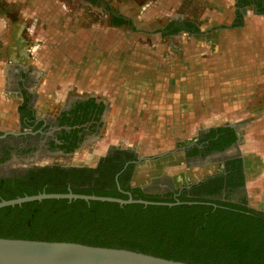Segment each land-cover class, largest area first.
<instances>
[{"label": "rangeland", "instance_id": "rangeland-1", "mask_svg": "<svg viewBox=\"0 0 264 264\" xmlns=\"http://www.w3.org/2000/svg\"><path fill=\"white\" fill-rule=\"evenodd\" d=\"M91 1L17 0L6 5L16 10L22 22L27 59L40 70L35 80V89L42 92L40 100L45 97V101L51 100V106H57L70 96L92 95L105 103L99 134L76 150L77 155L85 154L84 159L74 160L72 153L67 157L45 155L38 161L93 163L99 140L103 142V153L111 147H121L132 148L139 155L155 154L162 160L146 163L150 170L137 175L133 184L146 185L147 191L158 196L168 185H187L220 169L218 157L222 153L202 162H186L182 147L208 125L233 123L234 119L242 128L234 145L224 153L244 151L249 159L250 93L255 91L252 87L261 85L249 78L250 62L244 52H251L255 40L249 39L246 26V31L237 33L240 49L232 47L237 36L230 21L234 7L245 6V2ZM144 3L150 8L157 6L163 19L181 13L197 28L204 23L203 30L187 32L191 37H182L178 32L160 34L151 26H160L166 20L155 22L154 14L144 11ZM173 4L177 5L174 9ZM205 12L212 14L203 15ZM244 19L242 16L243 23ZM187 72L193 75L187 77ZM234 72L242 74L241 78H234ZM0 85L4 89L3 80ZM4 105L9 106L6 100L0 102L2 116ZM163 162L177 166L175 176L160 171L159 164ZM156 164L157 170L153 168ZM252 177L247 174L243 191L230 193L227 198L264 208V184L259 185L258 193L251 192Z\"/></svg>", "mask_w": 264, "mask_h": 264}, {"label": "trees", "instance_id": "trees-1", "mask_svg": "<svg viewBox=\"0 0 264 264\" xmlns=\"http://www.w3.org/2000/svg\"><path fill=\"white\" fill-rule=\"evenodd\" d=\"M256 1L261 6V1ZM176 22H167L161 30L162 34H173L180 29L187 32L198 30L190 20ZM94 102V97L87 100L89 104ZM218 129H226L227 132H224L225 138L218 136L217 140L210 141L213 143L212 149H222L235 138L232 128ZM215 131L211 129L206 137H213L218 130ZM76 146L73 144L66 150L71 151ZM235 160L238 159L231 161ZM57 168L45 166L42 169L56 171L42 178L30 175L29 181L17 178L14 185H1L0 199L41 191L66 192L68 182L71 190L77 193L127 198L125 191L129 190L133 198L174 201L171 198L147 196L138 187H121L119 190L116 187L78 186L77 181L84 176L82 172L76 174L80 168H71L76 175L69 177L60 175ZM89 177L88 174L85 180ZM206 195L203 191H194L190 196L179 197L178 200L183 203L171 206L141 203L119 205L111 201H85L79 198L26 201L0 207V236L124 247L193 264H264V211L255 212L244 204L210 199Z\"/></svg>", "mask_w": 264, "mask_h": 264}, {"label": "flooded vegetation", "instance_id": "flooded-vegetation-1", "mask_svg": "<svg viewBox=\"0 0 264 264\" xmlns=\"http://www.w3.org/2000/svg\"><path fill=\"white\" fill-rule=\"evenodd\" d=\"M251 3L259 10H264L262 9L264 4L259 6L256 0H250L245 5ZM179 22L181 21L176 23ZM21 47H23L21 49L23 54L19 57V61L14 63V69L7 81L12 91V100L6 101L9 106L6 108L4 105L2 111L4 116L0 115V186L3 184L14 185L17 178L29 181L30 175L42 178L47 173L56 171V169L46 171L42 169L43 167L58 166L57 171H60V175L64 177L82 172L84 176L77 181L78 186L107 189L116 187L119 190L121 187L129 189L138 187L150 197L176 200L180 196H190L192 192L200 190L208 194L206 195L207 198L230 201L227 198L230 193L237 194L243 191L244 181L247 177L243 156L238 153L234 155L224 153L226 149L234 145L238 136V131L228 123L209 125L207 128L201 129L194 140L182 147L183 158L186 162H202L205 159L213 158V155L222 153L218 157L220 169L187 185L175 187L168 185L161 190L162 194L158 196L147 191L148 186L146 185L133 184L137 173L136 167L140 161L147 158L151 160L159 158L155 154L145 156L137 154V151L132 148L111 147L106 152L97 154L98 156L93 163L39 162L38 159L45 155L67 157L72 153L75 154L78 148L84 143H88V139L96 138L104 123L105 103L101 98L92 95L70 96L57 106H51V100L45 102L46 105L38 103L39 92L35 89V80L40 74V70L27 59L26 42L22 43ZM89 97H94V104L87 103ZM219 127L232 128L235 138L222 149H212L213 143L210 141L217 140L218 136L225 138L224 132H227L226 129L219 131ZM211 129L218 131H215L213 137H206ZM226 135L228 136V133ZM73 144H77L73 150H66ZM214 144L216 145L215 142ZM195 149L196 151H194ZM190 152L194 153L189 154ZM232 159L238 160L231 161ZM74 167L81 170L75 174L74 170L71 169ZM88 174L91 177L86 181L85 178ZM84 181L86 183H82ZM66 185L67 189H71L68 182ZM125 192L131 194L129 190ZM244 199L242 197V201ZM239 203L255 212L264 211V208H253L246 202Z\"/></svg>", "mask_w": 264, "mask_h": 264}, {"label": "crops", "instance_id": "crops-1", "mask_svg": "<svg viewBox=\"0 0 264 264\" xmlns=\"http://www.w3.org/2000/svg\"><path fill=\"white\" fill-rule=\"evenodd\" d=\"M17 0H0V80H3L4 89H2V85H0V102L3 100H12L11 95V89L8 86V80L10 79V73L14 69L13 65L15 62L19 61V57L23 54L22 52V43L25 39L22 38V22L18 19V14L16 10H12L11 8H7L6 5L12 4V2H16ZM224 1V0H223ZM236 1V0H235ZM261 4L264 3L263 0H260ZM239 4H242V0H237ZM222 6H225V4ZM151 6L147 3H144L143 9L146 12V14H150L151 12L154 14L156 20H175V21H184L185 18H183L181 13H175L176 15H172L169 18L166 17L163 19L161 10L157 9V6L155 8H150ZM173 9L177 7L176 4H173ZM171 7V8H172ZM226 9V8H225ZM229 10V8H227ZM227 10H225L227 12ZM212 14V12H205V14ZM179 14V15H178ZM183 14H187V12H183ZM159 16V17H158ZM242 16H244V23L242 22ZM264 18V10H259L253 3L245 6H236L234 7L233 11L230 15V21L232 22V26L234 27L235 35L238 38L237 33L239 31L244 32V28L246 26L249 27V39L255 40V46L251 50V52H244L247 55V59L250 62V70H249V78L253 79L258 86L261 85L259 88L252 87L255 89L253 93H250L251 100H250V123H249V159L245 157L247 152L242 151L240 153L243 156V162L246 170V174L254 175V177L250 178V191L256 192L260 190L261 184H264V23H262V20ZM227 19V18H226ZM187 20V19H186ZM166 21H164V24L160 26H151V29L158 31L161 34V29L165 25ZM226 21V20H225ZM228 21V20H227ZM226 23V22H225ZM205 24L203 23L200 27L198 25L199 30H203V26ZM186 32V33H185ZM178 33H181L180 35L182 37H191L187 31L184 29H180ZM239 34V33H238ZM241 35V34H240ZM239 35V36H240ZM177 36V34H176ZM235 42H233L232 47H239L241 43V39H236ZM259 41L260 45L258 46ZM256 47H258V50H256ZM240 49V47H239ZM237 54H241L240 50H236ZM235 73V72H234ZM193 75V72H187V77H191ZM177 76V75H176ZM234 78H241L242 74L233 75ZM178 77V76H177ZM261 82H260V81ZM258 81L260 83H258ZM95 88V86H94ZM96 89V88H95ZM252 92V91H251ZM45 96H48V93L43 92ZM42 92L39 93V99L38 103H41L42 105L45 104V97L44 99L40 100ZM50 102V101H48ZM46 105V104H45ZM235 109V108H234ZM235 111V110H234ZM228 123V122H227ZM231 126H233L237 131L242 128V125L239 121L236 119L233 120V123H228ZM213 125V124H212ZM209 126V125H208ZM100 142V143H98ZM97 144V154H101L103 152L101 148L102 141H98ZM101 152V153H100ZM77 153V152H76ZM85 154L78 152L77 154H74L72 158L74 160L84 159ZM158 159V157L156 158ZM161 159V158H159ZM162 160V159H161ZM152 160L147 158L140 161L138 166L136 167L137 173L136 176L140 175L141 173H148L147 171L150 170L149 167L146 168V163H150ZM76 162V161H75ZM143 165V168H142ZM169 166V167H168ZM160 171L162 173L168 174L170 177H173L172 175H176V168L177 166H171L167 165V163H162V165L159 164ZM168 167V168H167ZM155 170L158 169V164L154 165L153 167ZM160 172V175H161ZM255 185L256 188H253L252 186ZM255 189V190H254Z\"/></svg>", "mask_w": 264, "mask_h": 264}, {"label": "water", "instance_id": "water-1", "mask_svg": "<svg viewBox=\"0 0 264 264\" xmlns=\"http://www.w3.org/2000/svg\"><path fill=\"white\" fill-rule=\"evenodd\" d=\"M162 154V153H159ZM127 198L116 196L85 194L73 192L41 191L35 194H25L8 199H0V207L13 206L26 201L45 198H65L111 201L119 205L127 203L175 205L183 203L174 201H156L133 198L127 193ZM195 203V201H185ZM0 264H193L183 260L165 258L150 253L136 251L124 247L102 246L68 240H46L21 237L0 236Z\"/></svg>", "mask_w": 264, "mask_h": 264}]
</instances>
